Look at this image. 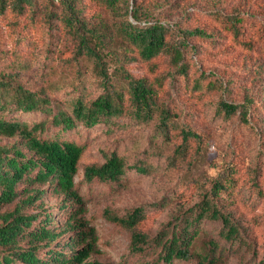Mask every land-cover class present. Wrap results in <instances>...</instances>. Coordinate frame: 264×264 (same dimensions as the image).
<instances>
[{"label": "trees", "instance_id": "trees-1", "mask_svg": "<svg viewBox=\"0 0 264 264\" xmlns=\"http://www.w3.org/2000/svg\"><path fill=\"white\" fill-rule=\"evenodd\" d=\"M143 1L0 0V18H8L11 23L24 20L29 25L39 21L43 32L51 36L55 26L63 25L75 42L71 62L77 68V74L66 80L70 89L56 104L48 93L65 89L60 80L50 82L43 92L0 74V135L18 138L12 146L0 145V264H108L88 261L96 251L98 233L89 220L78 217L84 211V197L75 178L80 174L89 145L67 134L80 125L90 129L126 117L137 122L154 121L157 131L168 135L171 125L177 123L172 105L161 98L167 90L168 78L170 83L183 84L191 93L218 92L229 87L214 73H209L211 77L205 71L191 74L187 61L190 40L213 39L214 32L200 26L175 31L154 20ZM87 4L97 9L91 18L85 12ZM241 16L217 14L216 19L225 31L237 37L244 21ZM19 35L27 38L25 34ZM160 56L170 58L171 72L156 76L133 72L131 64L135 61L147 62L154 72ZM21 63L17 65L23 66ZM86 71L93 76L96 89H100L96 95L87 85ZM251 105L247 97L238 103L220 99L217 113L225 118L238 114L242 122L249 124ZM35 112L45 118L22 116ZM48 124L57 127L52 135L46 132ZM179 136L181 142L171 157L173 162L185 159L190 140L200 138L189 127L181 128ZM104 157L101 163L83 167L87 181L122 183L128 171L142 175L151 171V164L141 160L130 164L117 151L105 153ZM36 184H48L64 195L60 209L69 213V217L63 226H58L52 212L25 210L45 195V189ZM235 185V177L229 171L223 173L204 190L199 201L154 237L139 228L146 216L143 206L124 216L110 209L104 215L131 231L132 252L159 249L157 257L148 264H174L175 260L193 258L198 264H213L221 257L214 258L215 241H208L207 250H195L194 246L202 232L200 225L206 219L222 222L220 233L225 241L242 240L241 226L230 210L235 202ZM257 191L264 194L259 185ZM21 195L25 197L20 198ZM15 202L13 209L1 212Z\"/></svg>", "mask_w": 264, "mask_h": 264}, {"label": "rangeland", "instance_id": "rangeland-1", "mask_svg": "<svg viewBox=\"0 0 264 264\" xmlns=\"http://www.w3.org/2000/svg\"><path fill=\"white\" fill-rule=\"evenodd\" d=\"M143 4L150 9L154 20L175 31L196 26L213 31V39L190 40L187 61L191 74L205 71L210 76L209 73H214L229 87L218 92L191 93L183 84L170 83L168 78L167 90L161 98L170 102L177 120L168 135L157 131L154 121L137 122L126 117L90 129L80 125L67 134L89 145L80 174L75 178L76 187L84 197V211L78 217L89 220V225L96 227L98 233L96 251L88 261L108 264L153 261L159 249L132 252L131 231L106 217L104 211L110 209L124 216L131 209L143 206L146 216L139 228L154 237L199 201L215 179L229 171L236 180L235 202L230 210L241 226L242 240L225 241L220 233L222 222L206 219L200 225L202 232L194 249L207 250L208 241L213 240L217 243L214 258L221 255L213 264H262L264 194L258 193L257 185L264 190V0H144ZM95 9L94 5L87 4L85 12L91 18ZM217 14H241L244 21L239 36L225 31L216 19ZM41 25L39 21L27 25L24 20L15 24L8 18H0V74L43 92L48 90L50 82L60 80L65 89L48 93L56 104L70 89L67 78L70 80L77 74L71 62L75 42L63 25L55 26L52 36L43 32ZM17 33L27 38L22 39ZM19 62L23 66H18ZM131 67L137 75L156 76L172 70L168 56L156 59L154 72L147 62L135 61ZM89 71H86L87 85L96 95L100 89H96ZM246 97L252 102L249 124L242 122L238 114L225 118L217 113L220 99L238 103L244 102ZM22 116L45 118L39 112ZM187 127L199 133L200 138L190 140L189 155L185 159L173 162L171 157L181 142L180 129ZM55 131L57 127L48 124L46 132L52 135ZM17 141V137L0 135V145L12 146ZM21 148L27 152L24 146ZM112 151L122 154L130 164L138 160L151 164V171L144 175L128 171L122 183L87 181L83 167L103 162L105 153ZM35 186L45 189V195L25 210L52 212L58 226H63L69 217V213L60 209L64 195L48 184ZM15 204L2 208L1 212L13 209ZM174 264L198 262L193 258L175 260Z\"/></svg>", "mask_w": 264, "mask_h": 264}]
</instances>
